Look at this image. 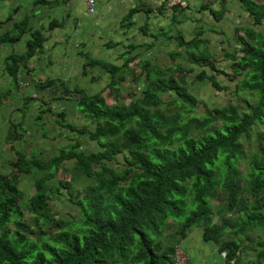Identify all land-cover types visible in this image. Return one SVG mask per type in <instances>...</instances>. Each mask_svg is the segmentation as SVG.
Masks as SVG:
<instances>
[{"label": "trees", "instance_id": "16d2710c", "mask_svg": "<svg viewBox=\"0 0 264 264\" xmlns=\"http://www.w3.org/2000/svg\"><path fill=\"white\" fill-rule=\"evenodd\" d=\"M239 1L253 28L242 30V47L228 55L233 61L230 83L245 75L235 83V93H250L257 103L229 104L195 115L197 100L171 78L153 84V90L146 87L142 98L126 105L120 99L122 69L112 70L106 97L79 93V107L96 124L76 131L89 134L99 151L79 153L75 144L42 165L50 173L37 178L26 206L36 216L34 224L24 218L18 174L38 165L20 158L14 164L16 173L0 176V264H172L176 246L195 228H202L206 240L219 244L229 261L235 262L242 248L255 253L252 261H264V235H248L256 230L264 233V135L247 164L242 146L256 126H264V33L256 31L264 26V1ZM27 26V19L15 24L17 35L11 41H18ZM42 42L41 34L33 35L26 53L13 57L12 65L24 64ZM205 44L181 43L189 54ZM209 59L207 54L203 60ZM208 67L218 72L214 65ZM181 70L177 67L174 72ZM198 78L214 80L207 71ZM213 86L227 92L233 85L214 82ZM169 91L174 94L166 101L162 93ZM113 98L115 105L110 104ZM75 157L77 168L94 176L96 183L77 194L71 183L59 180L57 192L68 189L78 208L66 219L50 206L56 192L49 182L64 160ZM220 197L224 203L215 222L211 201ZM13 222L20 230L9 229Z\"/></svg>", "mask_w": 264, "mask_h": 264}, {"label": "crops", "instance_id": "0c3cea01", "mask_svg": "<svg viewBox=\"0 0 264 264\" xmlns=\"http://www.w3.org/2000/svg\"><path fill=\"white\" fill-rule=\"evenodd\" d=\"M95 1L96 13L90 14L85 0H0V176L16 173L14 164L20 158L38 165L18 174L22 194L35 193L37 177L50 173L42 165L71 146L79 144L77 151L86 155L99 151L89 134L76 131L96 124L79 107L80 92L106 97L112 70L122 69L120 99L126 105L142 98L146 87L153 90V84L172 78L186 86L197 109L223 108L226 92L217 91L213 83L231 86L233 61L228 55L242 47V30L253 28L239 0H186L187 7L173 8L169 0ZM23 19L28 21L26 32L13 42L15 24ZM35 34L43 36L42 46L24 64L13 66L12 58L26 53ZM193 40L206 42L202 47L206 55L190 53L199 63L181 45ZM207 54L211 59L204 61ZM177 67L181 72H174ZM204 71L214 80L199 79ZM173 94L165 92L162 97L172 99ZM115 103V98L110 100ZM77 166L76 157L64 160L55 179L77 174ZM64 189L53 194L50 206L71 219L73 202ZM180 246L192 264H264L241 253L235 262L229 261L219 244L204 238L202 228L191 230Z\"/></svg>", "mask_w": 264, "mask_h": 264}, {"label": "rangeland", "instance_id": "374dc122", "mask_svg": "<svg viewBox=\"0 0 264 264\" xmlns=\"http://www.w3.org/2000/svg\"><path fill=\"white\" fill-rule=\"evenodd\" d=\"M257 1H264V0H257ZM259 30L264 33L263 28H260ZM197 51H200L198 56L206 55V51L202 48H199L197 50H193V52H197ZM231 73H232V71H231ZM243 77L239 78L237 81H235V83L239 82V80H242ZM235 83H233V84L230 83L231 85H233L234 88L232 87L230 92L225 93V97L227 99V101L225 102L226 106L229 104H231V105H238L239 104L241 107H245V104H247V103H249L251 105H255L257 103L258 99L256 97L252 96L250 93H244L243 92L239 95H237L235 93V91H236ZM220 96H221V94H220ZM165 100L169 101V100H171V98H165ZM217 108H221V107H217ZM163 109H165V108H163ZM244 110H245V108H244ZM195 112H196L195 115L201 116V115H205L206 110H205V108L202 109L199 107L198 109H196ZM263 135H264V126L258 125L253 129V131L250 135V138L248 140L242 141V146H243L244 155H245V164H247L251 160L252 156H254L255 153L257 152V150L259 148V141H258L259 137L263 136ZM262 144L264 145V143H262ZM240 170H241V172L243 171V165H240ZM34 176H36V175H34ZM37 178H39V177H37ZM60 180H62L63 182L71 183L72 189L77 194H79V192L84 190L85 187L90 186V185H95V183H96V178L94 176L85 175L82 172V170H80V169L77 172V174H75V175H61ZM58 183H59V180H57V179H54L49 183L55 192H57L56 186L58 185ZM62 189H64V188H62ZM33 194H34L33 191H28V192L24 191L23 192V198L21 201V208L24 211V218H25V220L30 222L31 225L34 224L36 216L30 210H28V208L26 206L28 205L29 198ZM223 203H224V201H223L222 197H220L218 199H213L211 201V206H212L214 214H215V217H214L215 222H218V220H219L216 212L223 205ZM70 205L71 206L69 207V211H72L73 214L78 213V208L76 207V205H74L73 203L72 204L70 203ZM63 209H64V207H63ZM16 216H18V215H13L12 218H16ZM78 225H80V224L78 223ZM15 226H16V222H13L10 225L9 229H11L12 227H15ZM174 227H176V224H174ZM15 228L20 230L19 226L15 227ZM248 235H249V237L253 238V237H258L259 235L263 236L264 233L260 230H256L254 232L248 233ZM249 244H250V242H246V245H249ZM241 255L247 257L248 259H253L255 253L253 251H251L250 248H247V249L242 248L241 249Z\"/></svg>", "mask_w": 264, "mask_h": 264}, {"label": "built area", "instance_id": "2783aa9c", "mask_svg": "<svg viewBox=\"0 0 264 264\" xmlns=\"http://www.w3.org/2000/svg\"><path fill=\"white\" fill-rule=\"evenodd\" d=\"M88 12L90 14L96 13V1L95 0H85ZM169 6L171 8L176 6L187 7L188 2L186 0H169ZM173 263L172 264H192L189 260L187 252L182 248V246L177 245L173 253Z\"/></svg>", "mask_w": 264, "mask_h": 264}]
</instances>
